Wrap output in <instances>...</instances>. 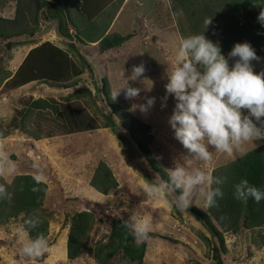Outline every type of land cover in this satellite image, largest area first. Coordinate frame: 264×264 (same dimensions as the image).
<instances>
[{
  "label": "rangeland",
  "instance_id": "obj_1",
  "mask_svg": "<svg viewBox=\"0 0 264 264\" xmlns=\"http://www.w3.org/2000/svg\"><path fill=\"white\" fill-rule=\"evenodd\" d=\"M111 2L113 6L117 0H89L86 10L88 6L96 7L100 3L99 6H107L106 10L112 11ZM147 2L144 0L143 7L139 5L133 12L138 3L128 0L117 18V12L112 19L103 16L108 31L131 34L118 46L105 50L100 49L98 41L80 40L74 27L77 21L70 16L68 27L72 42L77 47L75 52L69 41L56 32V20L47 18L42 12L37 14L36 24L30 23L33 29L31 34L0 38L1 148L16 165L15 173L4 179L9 181L20 173L34 176L37 170L33 164L39 165L47 177L43 208L48 219L46 237L49 242V250L42 257L30 260L19 254L20 237L17 230L21 223L17 220L3 224L0 226V264H98L92 248L96 241H107L112 217L120 215L127 220L135 211L152 223V230L142 241L145 243V252L141 263L123 257L119 251L108 260V264L210 263V243L207 241L210 235L203 224L187 210L181 211L174 205L169 209L158 208L156 203L147 200L146 194L138 186L145 182L159 183V178L148 171L132 139L128 137V144L125 145L109 127L100 124V111L109 112L102 88L105 87L111 97V91L118 90L131 76L133 66L143 63V76L128 80L130 86L141 89L139 96L126 99L125 90L121 89L114 102L124 111L150 124L153 139L149 147L165 171L177 163L186 167H206L212 172L215 167L242 154L241 151H235L228 156L214 152L213 160L206 166L186 157L190 154L175 138L169 123L176 99L166 92L167 71H171L175 62L181 38L203 33L206 30V18H202L200 8L195 11L194 7H181L175 0H159L157 3L151 0L146 5ZM70 7L74 8L73 4ZM82 7L83 12H86L85 5ZM15 8L16 0H0V16L13 18ZM71 15L75 16L72 12ZM138 21L142 23L138 25ZM253 23L257 24V21ZM223 30L216 24H210L204 35L220 44L224 42ZM230 43L238 42L233 39ZM231 50L222 52L228 58L230 67L238 59L228 57ZM51 52L59 59L62 55L72 62L74 67L70 65V71L75 68V72L68 77L57 75ZM78 53L90 63L92 75H89ZM251 63L255 72L264 71V57ZM73 80L76 83L71 87L59 85ZM83 88L89 89L92 95ZM76 90L78 99L70 98ZM37 97L57 104L70 99L73 108L87 113L88 121L93 126L69 130L64 124L67 121L66 113L59 112L51 116L45 110H40L32 116L31 127L27 126L28 132H23L16 125L18 118L28 101ZM148 98L155 100L147 111L142 112L139 107H134L147 104ZM242 111L247 114V110ZM112 116L126 134L121 119L114 114ZM257 124L259 126V122ZM2 132L6 134L1 136ZM262 143L264 139L247 142L243 146L244 153ZM99 161L105 162L117 181L116 187L107 193L97 191L89 183ZM168 199L174 200L172 194ZM203 203V198L198 197L191 205L199 207L197 205ZM83 210L96 217V233L91 235L88 247L78 257L69 259L63 251V239H67L71 216ZM223 237L226 246L222 254L224 264H264V225L224 231Z\"/></svg>",
  "mask_w": 264,
  "mask_h": 264
},
{
  "label": "trees",
  "instance_id": "obj_2",
  "mask_svg": "<svg viewBox=\"0 0 264 264\" xmlns=\"http://www.w3.org/2000/svg\"><path fill=\"white\" fill-rule=\"evenodd\" d=\"M86 1L89 0H16L15 16L13 18L0 16V38L5 39L22 33L31 34L33 30L31 25L36 24L39 12H42L47 18L56 20V32L69 41L75 52H77V47L72 42L68 27L70 16L77 21L74 27L80 40L98 41L101 50L118 46L131 36L130 33L107 31V22L102 19L104 15L112 19L122 0H117L113 6L112 2L110 3L112 11L106 10L107 6H99L100 3H97L96 7L88 6L86 10V5H88ZM175 1L181 7H194L195 11L200 8L199 11L203 14V19L211 18V24H216L218 28L225 29L222 34L224 42L219 44L222 52L232 49L235 44L230 42L236 39L239 43L249 42L257 56L264 57V26H261L257 19L260 11L264 10L263 0ZM70 4H73L74 8H71ZM84 5L86 12H83L82 6ZM71 12L75 16H72ZM253 21H257V24H254ZM78 56L88 69L89 75H92L90 63L81 54L78 53ZM51 58L57 75L68 77L75 72V68L70 71L69 66L71 65L73 68L74 65L67 61L64 56L61 55L59 59L53 52ZM7 77L5 76V78ZM102 81L105 83L104 78ZM75 83L76 80H73L59 85L68 88ZM83 89L92 95L89 89ZM102 91L106 97V103L109 105V112L100 111L102 115L101 126L109 127L125 145L128 144V137L132 139L135 148L141 153L148 171L156 175L160 181L168 180L167 172L154 158L149 147L153 139L150 124L130 112L124 111L112 100L105 87L102 88ZM71 97L78 99V90L73 92ZM40 110H45L51 116H56L59 112L66 113L65 120L67 121L64 124L68 126L69 130L84 129L91 124L93 126V123L88 121L87 113L78 108H73L70 99L65 103L57 104L37 97L28 101L18 118L17 127L25 133L28 132L27 126L31 127L32 116ZM112 114L121 119V126L125 128L127 135L121 131ZM5 134L6 132H2L1 136ZM212 174L227 178L221 186L224 196L222 199H217L218 206L205 212L199 207L190 205L187 211L203 224L210 235L207 239L211 251L209 264H224L222 261V254L226 250L224 231L264 225V200L257 203L250 198L247 203H244L234 197V185L242 178L248 179L250 184L264 191V143L236 156L226 164L215 167ZM0 183H5L8 192L11 193V199L0 200V226L17 220L22 226L27 218L38 216L42 222L37 228L30 230L29 235L33 238L38 233L47 236L48 219L43 208L47 185H36L33 175L27 173L16 174L9 181L0 177ZM89 183L101 193H107L117 185L112 171L104 161L98 162ZM34 186L39 187L40 191L33 192L31 189ZM172 196L175 199L176 193H172ZM124 220V217L120 215L113 216L107 241H96L93 245L92 253L98 264H108V260L119 251L123 257L141 263L145 252V243L138 244L136 242L131 230L124 226ZM96 223V217L89 211L75 212L71 216L66 239L67 258L78 257L88 247L91 235L96 233Z\"/></svg>",
  "mask_w": 264,
  "mask_h": 264
},
{
  "label": "clouds",
  "instance_id": "obj_3",
  "mask_svg": "<svg viewBox=\"0 0 264 264\" xmlns=\"http://www.w3.org/2000/svg\"><path fill=\"white\" fill-rule=\"evenodd\" d=\"M257 19L264 25V10L260 11ZM211 23V18L205 19L206 30ZM204 32L181 38L175 62L171 71H167L168 83L165 88L176 99L169 118L175 138L190 154L186 157L206 166L213 160L214 152L228 156L235 151L244 154L243 146L247 142L264 139V71H254L251 62L260 57L249 42L235 43L228 57L238 59L230 67L219 43L207 38ZM144 72L143 63L134 65L125 84L111 91L112 100L117 99L121 89L125 90L126 99L138 97L141 89L130 86L128 80H137ZM154 100L148 98L147 104L134 107H139L142 112L147 111ZM242 110H247V114ZM33 167L37 170L33 176L35 184H46L47 177L39 165L34 163ZM15 171V163L0 148V177L7 179ZM166 172L168 180L145 182L138 186L146 194L147 200L156 203L158 208L169 209L174 205L184 211L194 199L202 197L203 205L197 206L207 212L217 207V199L224 196L221 186L227 178L214 176L206 167H186L176 163ZM31 190L38 192L40 188L34 186ZM172 193H176V196L170 201L168 197ZM234 197L244 203L250 198L259 203L264 200V191L242 178L234 185ZM4 199H11V193L5 183H0V200ZM41 222L38 216L29 217L17 230L20 237L19 254L33 261L49 250L48 239L43 233H38L34 238L29 235L30 230L37 228ZM124 226L131 230L138 244L152 230L151 221L136 211L124 220Z\"/></svg>",
  "mask_w": 264,
  "mask_h": 264
},
{
  "label": "crops",
  "instance_id": "obj_4",
  "mask_svg": "<svg viewBox=\"0 0 264 264\" xmlns=\"http://www.w3.org/2000/svg\"><path fill=\"white\" fill-rule=\"evenodd\" d=\"M127 1L128 0H123L122 2H121V4H120V6L118 7V9H117V13H116V18L118 17V15H119V12H121V10L123 9V8H125V6H126V3H127ZM158 2L159 0H155V2ZM143 2H144V0H141V2L140 1H138V0H136V3H138L137 4V7H136V9H135V7H134V9H133V12H135L136 10H137V8H138V6L139 7H143ZM156 2V3H157ZM151 3V0H148V2H147V4L146 5H148V4H150ZM124 6V7H123ZM146 8V7H145ZM126 10V9H125ZM150 10H152V9H150ZM156 10V8L155 9H153V11H155ZM114 21V20H113ZM140 23H142V22H140V21H138V25H140ZM110 26V25H109ZM108 31V30H107ZM0 148H1V140H0ZM64 243H63V251L65 252V254H66V240H65V237H64Z\"/></svg>",
  "mask_w": 264,
  "mask_h": 264
}]
</instances>
